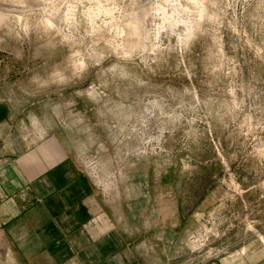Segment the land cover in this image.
Listing matches in <instances>:
<instances>
[{
  "label": "rangeland",
  "instance_id": "374dc122",
  "mask_svg": "<svg viewBox=\"0 0 264 264\" xmlns=\"http://www.w3.org/2000/svg\"><path fill=\"white\" fill-rule=\"evenodd\" d=\"M1 104L102 186L183 184L172 264L264 254V0H0Z\"/></svg>",
  "mask_w": 264,
  "mask_h": 264
},
{
  "label": "crops",
  "instance_id": "0c3cea01",
  "mask_svg": "<svg viewBox=\"0 0 264 264\" xmlns=\"http://www.w3.org/2000/svg\"><path fill=\"white\" fill-rule=\"evenodd\" d=\"M4 107L0 264H172L184 256L186 224H199L202 213L196 201L187 208L183 184L168 189L147 178L102 186L81 165L73 140L26 135ZM257 253L204 264H264Z\"/></svg>",
  "mask_w": 264,
  "mask_h": 264
}]
</instances>
